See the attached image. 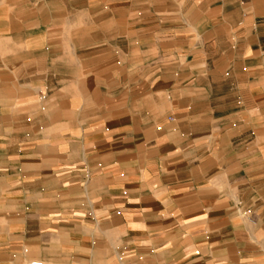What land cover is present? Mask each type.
Here are the masks:
<instances>
[{
  "label": "crops",
  "instance_id": "0c3cea01",
  "mask_svg": "<svg viewBox=\"0 0 264 264\" xmlns=\"http://www.w3.org/2000/svg\"><path fill=\"white\" fill-rule=\"evenodd\" d=\"M264 264V0H0V264Z\"/></svg>",
  "mask_w": 264,
  "mask_h": 264
},
{
  "label": "built area",
  "instance_id": "2783aa9c",
  "mask_svg": "<svg viewBox=\"0 0 264 264\" xmlns=\"http://www.w3.org/2000/svg\"><path fill=\"white\" fill-rule=\"evenodd\" d=\"M32 264H41V262H33Z\"/></svg>",
  "mask_w": 264,
  "mask_h": 264
}]
</instances>
